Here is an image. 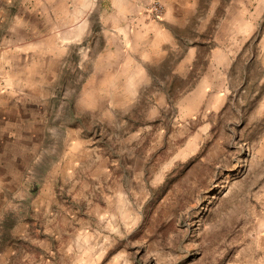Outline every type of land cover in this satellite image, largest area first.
<instances>
[{"label": "rangeland", "instance_id": "rangeland-1", "mask_svg": "<svg viewBox=\"0 0 264 264\" xmlns=\"http://www.w3.org/2000/svg\"><path fill=\"white\" fill-rule=\"evenodd\" d=\"M36 1L0 264H264V0Z\"/></svg>", "mask_w": 264, "mask_h": 264}, {"label": "crops", "instance_id": "crops-1", "mask_svg": "<svg viewBox=\"0 0 264 264\" xmlns=\"http://www.w3.org/2000/svg\"><path fill=\"white\" fill-rule=\"evenodd\" d=\"M41 7V1L36 0L34 3H30L29 0H0V74L7 77L6 82L10 88L9 92L0 91V177L3 175L2 169L4 167L8 169L10 166L9 145L11 144L12 130L21 129L22 118L17 112L19 103L17 99H12V93H16V89L32 88L41 84L42 81L40 80H44L46 77L43 74L44 69H50L52 72L54 70L55 73L58 70L57 49L54 48V54L57 55L53 58L52 45L50 48H47L49 45L44 48L41 28L43 10ZM170 12L167 11V13ZM126 16L127 12L119 15L114 13L107 15L105 20L117 25V23L124 21ZM164 19L168 23L175 22L174 17L167 16V14ZM142 21V17H137L131 21V26L135 32L139 33L146 31V28L153 27V23H150L151 25L148 27ZM165 25L166 23L161 25L160 28L163 29H159L161 36L169 31ZM120 29L115 28V31L119 32ZM155 37L157 40L158 35L156 34ZM165 42L162 38H158L157 44L162 47ZM44 54H50L49 61L48 59L44 61ZM25 78L34 81H25ZM50 78L53 79L52 76Z\"/></svg>", "mask_w": 264, "mask_h": 264}]
</instances>
